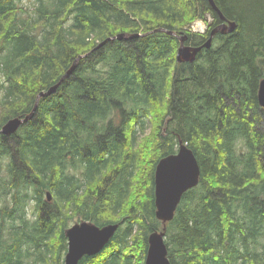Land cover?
Returning <instances> with one entry per match:
<instances>
[{
  "label": "trees",
  "instance_id": "1",
  "mask_svg": "<svg viewBox=\"0 0 264 264\" xmlns=\"http://www.w3.org/2000/svg\"><path fill=\"white\" fill-rule=\"evenodd\" d=\"M215 1L236 30L178 62L179 35L199 46L223 22L209 0H0V129L85 55L31 119L0 134V194L15 202L0 209V264H63L72 219L120 223L79 264H145L164 225L156 166L180 140L201 176L166 224L172 264H264V0ZM208 15L205 33L189 30ZM120 32L139 34L95 49Z\"/></svg>",
  "mask_w": 264,
  "mask_h": 264
},
{
  "label": "water",
  "instance_id": "2",
  "mask_svg": "<svg viewBox=\"0 0 264 264\" xmlns=\"http://www.w3.org/2000/svg\"><path fill=\"white\" fill-rule=\"evenodd\" d=\"M212 7L219 13L223 22L215 26L209 38L199 46L186 44L187 35H179L180 45L177 50L178 62L196 59L199 51L203 48H211L213 38L218 32L222 34L231 33L237 28V22L228 20L222 10L219 8L215 0H209ZM154 31H166L175 34L173 30L166 28H157ZM139 33L120 32L110 36L100 42L95 49L107 43L109 40L132 38ZM85 55H79L72 66L61 77L59 82L51 86L48 90L41 91L35 103L33 110L25 117L15 116L7 120L0 129V134L11 135L15 133L19 127L31 119L38 107L41 97L47 96L56 91L57 87L67 78L76 68L80 58ZM258 101L264 108V77L260 81L258 89ZM201 176V168L197 156L187 143L180 140L179 149L176 153H172L162 157L155 170V205L156 216L163 222V228L152 231L149 234V247L145 264H172L168 256V246L166 244L167 222L175 216L177 207L182 200L186 191L198 185ZM48 199L51 200L52 194L47 193ZM120 227L119 222L98 225L90 220H79L66 229L68 238V250L65 255L64 264H79L85 255H95L111 241L116 231Z\"/></svg>",
  "mask_w": 264,
  "mask_h": 264
},
{
  "label": "rangeland",
  "instance_id": "3",
  "mask_svg": "<svg viewBox=\"0 0 264 264\" xmlns=\"http://www.w3.org/2000/svg\"><path fill=\"white\" fill-rule=\"evenodd\" d=\"M20 6H25L26 8H30L33 9L35 7V3L37 0H16ZM207 20H203V19H197L193 22V24L190 27V31L195 32V33H205L209 28L211 23L213 22V17L211 15L207 16ZM203 21L204 24L206 25V27L203 28V31H200L199 29L197 30H193V25L195 24L196 21ZM151 128V123L148 124L146 132L141 133L140 137H144ZM31 194V191H30ZM0 209L2 207V205L4 204V200H6V203L9 204L10 206H14L15 202L14 200L11 199L10 194L8 195V199L7 197L5 198L3 195L0 194ZM46 198V197H45ZM26 203H25V210H26V218L30 221H33L36 217H37V209H36V200L32 195H29L28 198L26 199ZM52 201V200H51ZM80 219L77 220H70L69 221V225L71 226L73 223H75L76 221H79ZM20 223V214L19 212L16 213L15 218H7L6 221H4V226H5V230L6 232H9L12 228V224L14 225H18ZM64 259H65V255H64ZM29 264H41L40 262H32L30 260ZM64 264V261H63Z\"/></svg>",
  "mask_w": 264,
  "mask_h": 264
},
{
  "label": "clouds",
  "instance_id": "4",
  "mask_svg": "<svg viewBox=\"0 0 264 264\" xmlns=\"http://www.w3.org/2000/svg\"><path fill=\"white\" fill-rule=\"evenodd\" d=\"M206 27L203 21H196L195 24L193 25V30L199 29L200 31H203V28Z\"/></svg>",
  "mask_w": 264,
  "mask_h": 264
}]
</instances>
